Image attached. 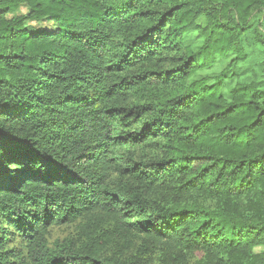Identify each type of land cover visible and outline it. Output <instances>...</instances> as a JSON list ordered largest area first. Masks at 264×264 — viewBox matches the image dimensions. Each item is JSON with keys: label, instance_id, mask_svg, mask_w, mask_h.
<instances>
[{"label": "trees", "instance_id": "1", "mask_svg": "<svg viewBox=\"0 0 264 264\" xmlns=\"http://www.w3.org/2000/svg\"><path fill=\"white\" fill-rule=\"evenodd\" d=\"M195 255L264 264V0H0V264Z\"/></svg>", "mask_w": 264, "mask_h": 264}, {"label": "rangeland", "instance_id": "2", "mask_svg": "<svg viewBox=\"0 0 264 264\" xmlns=\"http://www.w3.org/2000/svg\"><path fill=\"white\" fill-rule=\"evenodd\" d=\"M21 14H25L26 9L20 8ZM8 18L11 16H7ZM26 26L28 29H38L43 27H51V24L47 21H41V22H26ZM185 43L191 47L193 50H195L199 46V40L196 38L195 35H188L186 37ZM233 58L232 55H228L225 59H218L216 64L209 70L198 72L194 78L200 79V78H208L207 81L208 84H212V78L216 77L218 73L228 64V62ZM235 81H225L221 86V91L224 95H227L229 88H231L234 85ZM146 154L151 155H160L161 152L159 149H157L155 146H148L146 150ZM75 226L72 227H61V228H53L51 232V236L49 239L50 244L55 241H62L65 238H70L73 235H75ZM260 251V250H259ZM258 251V252H259ZM200 258V255H195L192 257L188 264H195V262ZM153 264H158L157 262H154Z\"/></svg>", "mask_w": 264, "mask_h": 264}]
</instances>
